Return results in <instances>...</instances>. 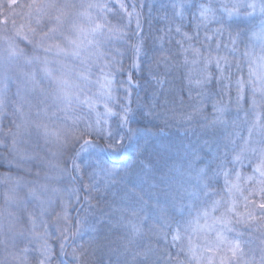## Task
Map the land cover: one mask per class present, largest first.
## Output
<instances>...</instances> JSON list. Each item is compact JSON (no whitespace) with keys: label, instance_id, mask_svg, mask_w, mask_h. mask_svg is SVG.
<instances>
[{"label":"snow or ice","instance_id":"1","mask_svg":"<svg viewBox=\"0 0 264 264\" xmlns=\"http://www.w3.org/2000/svg\"><path fill=\"white\" fill-rule=\"evenodd\" d=\"M14 6L24 7L17 0H9V7ZM26 7L24 23L12 19L9 29V19L0 20V149L8 153L10 161L23 165L41 159L38 153L21 148L26 138H35L37 147L43 141L51 159L45 161L48 170L43 182L25 185L28 202H35L39 211L24 207L18 216L11 210L6 215L0 210V248L5 253L0 264H54L56 257L48 244L44 217L55 203L61 209L55 213L56 221L64 225L61 251L72 257V264H89L88 248L69 243L72 233L67 209L73 198L79 202L82 191L91 205L93 193L119 184L125 185L124 195L109 217L110 227L122 230L114 250L116 264H173L170 253L143 243L146 220L142 214L148 201H154L158 210L155 224L148 228L149 240L155 238L157 244L164 241L168 247H177V264L181 255L185 257L183 264H216L215 256L205 257L206 252L218 255L219 264H264V241L258 250L250 248L246 252L250 241L244 240L235 227L256 221L264 234V0H170L163 6L171 11L173 20L181 21L174 29L181 36L174 42L176 51L163 62L166 70L171 61L175 70H185L188 100L181 95L171 101L173 107L160 112L159 101L154 98L145 118L162 119L165 127L177 119L186 124L197 121L203 116L204 89L216 79L228 90L229 104L234 81L241 125L225 137L221 152L220 141L212 139L218 128L229 126L224 118L228 106L221 99L212 106L213 118L209 121L204 116L208 138L203 145L151 146L150 151L145 142L137 149L140 158L124 168L102 157L119 156L139 135L130 126L133 81L131 74L126 82L117 81L122 62L107 45L113 38H124L120 23L125 17L129 23L135 17L138 31L134 35L139 40L130 47L132 66L139 67L143 37L137 9L145 5L126 0H32ZM186 15L195 22V34L182 31ZM113 19H117L116 24ZM213 23L220 27L209 36ZM225 26L228 43L217 41L213 49L207 42L223 37ZM201 28L206 46L200 42ZM172 31L169 26L166 35L170 37ZM222 49L227 55L220 54ZM38 50L45 53L43 58L35 54ZM213 64L219 76L209 71ZM24 66L31 70L22 72L23 88L18 86L15 98H10L13 75ZM233 67L235 74L231 72ZM153 79L163 90L165 81L156 75ZM125 83L128 87H123ZM121 88L122 96L118 94ZM4 119H9L6 133ZM212 144L215 152H205L204 148ZM153 158L162 162L159 167L153 164ZM246 160L252 166L251 175L237 168ZM221 177L223 185L219 186ZM98 178H102L103 187ZM64 180L73 186H58ZM0 183L6 186L0 196L9 209L22 207L25 201L19 194L20 179L6 176ZM193 236L202 243L194 242ZM33 241L38 246L30 248ZM70 247L69 253L66 249Z\"/></svg>","mask_w":264,"mask_h":264},{"label":"trees","instance_id":"2","mask_svg":"<svg viewBox=\"0 0 264 264\" xmlns=\"http://www.w3.org/2000/svg\"><path fill=\"white\" fill-rule=\"evenodd\" d=\"M9 0H0V5H3L0 8V19L4 15L9 19L8 28L11 29V20L15 19L17 24L24 23L27 19L26 13L28 12V8L26 7L32 0H18V5H24V7H9ZM127 3H143L145 7L138 8L137 11L141 13L140 19V36L143 37V51L141 53L139 59V67H133V59H132V50L131 45L137 43L139 37L134 35L136 33V18L133 17L131 22L127 17L123 19L120 23V27L123 28L126 36L124 38H113L107 45L111 54L115 56V58L122 62L123 71L118 72L116 75L117 81H127L129 74L132 76V95H131V108L133 110L132 113V123L131 127L135 130H138L139 135L134 137L130 142L131 147H129L126 151L116 156L113 159V155L104 154L102 158L108 159L109 161H118L115 163V167L124 168L126 165L133 164L134 161L138 160L140 157L138 156L137 149L142 147L145 142H147L150 146L163 147L169 145H184L187 146L189 144H198L203 145V142L208 137L204 134V116L208 118L210 121L213 116V104L223 100V103L228 106V110L225 113V120L228 121V128H218L216 130V135L212 137L213 140H218L221 143V152H223V143L225 141V137L232 133L234 128L238 129L241 125V120L237 118V109L235 107V85L233 81V86L231 90V98L232 103L229 104V95L228 90L223 87L218 80L213 79V81L204 89L205 100H204V109L203 116H198L197 121H194L191 124L182 123L179 119H177L174 123L169 124L165 127L162 119H152L145 118V113L148 111L153 99H157L159 101L160 107L158 111L164 112L167 108L173 107L171 101L175 98H178L182 95L184 100L187 102L188 100V81L185 78V70H175L171 65L174 64V61H171L169 66H167L163 62L164 58L169 56V53H175L176 45L175 41L180 40L181 36L177 35L174 31L175 27L181 23L179 20H173L171 16V11L166 10L163 6L168 5L170 0H126ZM3 12V13H2ZM165 16L168 18L165 19ZM113 24L117 23V19L112 20ZM182 27L183 32H188L190 35L195 34V22H191L190 19L185 17ZM173 29L170 37L166 35V30L168 27ZM220 27L218 24L209 25L208 35L212 36L214 29ZM226 30L224 32L223 37H213L212 41H208L207 43H211L213 49H215V43L217 41H223V43H228V29L225 26ZM235 31V28L231 29ZM131 37V39H128ZM205 31L203 28L200 29V42L205 44ZM171 40V42H169ZM21 47H24V44L21 43ZM206 46V44H205ZM229 47L231 45L229 44ZM243 46L241 45V48ZM29 54L32 52L27 49ZM221 55H227L225 50H221ZM215 55V53H214ZM232 58L229 56V60ZM223 66V65H222ZM26 66H24L21 70L13 75L12 83L9 85L8 96L10 98H15V94L17 92L18 86L22 89L21 78L22 72H25ZM209 71L219 76V73L216 70L215 64L211 65ZM233 74L236 73V69L233 67L231 69ZM158 76L161 80L165 81L163 90L156 84V80L153 79V76ZM244 75H247V67L245 66ZM228 82L225 80L224 84ZM125 87H128V84H124ZM123 85V86H124ZM195 87V85H193ZM120 94L123 93V89H120ZM196 91L192 92V95L196 96ZM121 95V96H122ZM165 100L169 103L165 104ZM11 107L8 109V113L10 112ZM186 111L189 109H185ZM11 115V112L9 113ZM240 116L243 117V113H240ZM6 123V119L3 120V124ZM4 130V129H3ZM246 135V133H245ZM126 143H129L126 141ZM5 150L0 149V169H7L8 164L11 168L6 170L12 179L15 181L16 179L22 178V176L33 177V169H30L31 173L27 172V167L30 166V162L27 161L23 165H16L14 161H10L9 156L6 157ZM205 152H215V144L211 145V148L205 147ZM145 157L148 156V153L144 154ZM8 161V163L6 162ZM162 162L153 158V164L157 167L160 166ZM238 170H240L244 175L252 174V166L248 164L246 160L244 162L243 167L237 165ZM139 169L137 167L136 172ZM100 185L103 187V180L100 179ZM223 185V177L220 178V185ZM23 183H21L19 188V194L25 201V194L27 191L21 188ZM125 185L119 184L107 191H101L102 195L100 197L103 200L92 208V211L88 214L86 211L89 208V203L84 201L83 208L78 213L77 219L72 218V229H71V241L72 247H78L80 245H84L88 248L89 255L87 260L89 264H116L117 256L115 254V248L117 243L119 242V238L122 236V230L116 231L115 229L110 227L109 217L113 213V209L120 204L121 197L124 195L123 189ZM6 190V186H0V194H2ZM81 199H84L85 193L81 192ZM147 200V197H145ZM259 202V201H257ZM25 205V204H24ZM13 206L9 209V206L6 205L3 201L2 196H0V210H5V215L8 210L13 211L16 215L23 214V208ZM26 208L29 210L33 208V203H29L26 205ZM240 211H244L243 201L240 204ZM88 219H87V218ZM158 217V210L154 201H148V205L145 206L144 212L142 214V219L146 220L144 224V231L146 233L143 243L145 245L151 243L152 247H158L161 253L168 252L173 256V264H177V252L179 249L177 247H168L164 241H161L157 244L155 238L149 240L150 233H148V228L155 224L156 219ZM79 221V223H77ZM7 221H5L6 223ZM249 224V223H248ZM238 232L243 234V238L246 241H249L250 238H247V232L249 231V225L241 223L239 225H235ZM111 236L110 238H106L107 236ZM234 235V234H230ZM96 236L97 238H95ZM100 240V241H98ZM112 241V244L109 243ZM168 241H171V237H168ZM193 241L196 242L197 238L193 236ZM258 242L257 240H255ZM90 242H94L91 247H89ZM101 242V245L99 243ZM202 242V241H200ZM70 243V241H69ZM53 252L55 254L54 264H72V257L70 255H65L64 252H58V246L54 243ZM32 246H38L33 241ZM71 248V247H70ZM70 248H67V252H71ZM114 249V250H113ZM111 251L112 253H110ZM4 251L0 248V258L4 256ZM205 257L215 256L216 264H219V257L215 253H204ZM180 264H183L185 257L183 255L178 258Z\"/></svg>","mask_w":264,"mask_h":264},{"label":"rangeland","instance_id":"3","mask_svg":"<svg viewBox=\"0 0 264 264\" xmlns=\"http://www.w3.org/2000/svg\"><path fill=\"white\" fill-rule=\"evenodd\" d=\"M8 4H9V1H8ZM4 18H5V16L3 15L0 20H3ZM28 49L32 51L31 48H28ZM30 54H32V52ZM35 54L41 56V58H43L45 55V53L43 51H39V50ZM26 69H25L26 71L31 70L28 66H26ZM123 87H125V85ZM22 88H23V86H22ZM121 89H123V88H121ZM118 94L122 95L120 93H118ZM102 110L103 109L101 108V111ZM9 111L12 112V109ZM9 117H11V115H9ZM3 126H4L3 127L4 132L6 133L8 130V127H9V119H6V123L3 124ZM0 138H2V137H0ZM21 148L28 151L29 153H38V155L41 157V159H36V160L31 161L30 166H28L26 169L28 173H29V171H28L29 169H33V177L22 176V178H20L21 183H23V186H21V188L24 189L25 191H27V188L25 187V185H30L33 182H43L44 173L48 170L46 165H45V161L48 159H51V156L47 152L46 147L43 145V141H39V147H37V141L35 140V138H33L31 140H28L26 138V142L21 144ZM4 152H6V151H4ZM5 155H6V157H8L7 152ZM114 158H116L115 155H113V159ZM112 161H114V160H112ZM112 161H109V162H112ZM6 162L8 163V161H6ZM115 163H118V161H115ZM9 168H11V166H9V164H8L7 169H9ZM6 170L0 169V180H2L6 176H10L8 173H6ZM37 172L40 173L39 176L36 175ZM249 175H251V174H249ZM100 179L101 178H98L99 181H100ZM85 182H87V178H85ZM2 185H4V184L0 183V186H2ZM58 186L70 188L73 185H71L67 180H64L63 184L58 185ZM80 195H81V193H80ZM101 195H102L101 192L92 194L93 198L91 199V205H89V208L86 211L87 214L92 211L93 207H95L97 204H99L103 200V198L100 197ZM84 201H85V199L82 200L81 196H80L79 202H77L75 200V198H73L71 205L68 207L67 212H68V215L71 217V223L68 225V227L70 229H72V226H73L72 225V218L77 219L78 213L83 208ZM29 203H33V208L30 210L37 211V212L39 211L35 202H29ZM24 204H25L24 207H26V205L28 204V198H27L26 194H25V203ZM60 210L61 209H60V206L58 203L53 204L52 207L48 209L49 215L44 217V219L47 221L46 229H47V233H48V244H49V246L53 250L54 246H55L54 243H56L58 246V248H57L58 252L62 253L61 247H60L61 242H62L61 241V230L64 227V225L62 223L58 224L56 221V216H55V213H59ZM20 215H22V214H20ZM246 225H249V231L247 232V238H250L249 239L250 244L247 247H245V251L246 252L249 251L250 248L253 250H258V248L261 246V242L264 241V234H262L261 231L258 230V222L251 221V222H249V224H246ZM94 237L97 238L96 236H94ZM110 237L111 236L109 235L106 238H110ZM255 240H257L258 242H256ZM98 241H100V240H98ZM196 242L202 243L200 241H196ZM70 243L72 244V241H70ZM110 244H112V241L109 243V245ZM99 245H101V242L99 243ZM70 250H72V249L70 248ZM109 252L112 253L111 251H109ZM217 257H219V256H217Z\"/></svg>","mask_w":264,"mask_h":264}]
</instances>
